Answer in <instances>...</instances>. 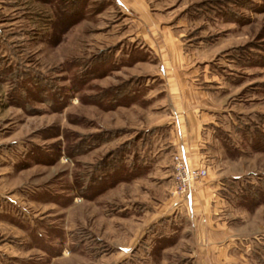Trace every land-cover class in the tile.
I'll return each instance as SVG.
<instances>
[{
    "label": "rangeland",
    "instance_id": "374dc122",
    "mask_svg": "<svg viewBox=\"0 0 264 264\" xmlns=\"http://www.w3.org/2000/svg\"><path fill=\"white\" fill-rule=\"evenodd\" d=\"M117 5L0 0V264H154L136 234L152 209L136 201L160 199L137 189L143 172L128 153L156 128L177 143L167 87L215 89L207 150L243 242L234 264H264V65L232 57L249 43L264 50V0H153L186 55L168 62L174 77L159 34L153 49Z\"/></svg>",
    "mask_w": 264,
    "mask_h": 264
},
{
    "label": "crops",
    "instance_id": "0c3cea01",
    "mask_svg": "<svg viewBox=\"0 0 264 264\" xmlns=\"http://www.w3.org/2000/svg\"><path fill=\"white\" fill-rule=\"evenodd\" d=\"M116 2L118 8L125 14L130 11L134 13L127 17L135 22L137 27L146 29V32L138 30V35L144 36V40L153 49L158 47L155 37L159 34L163 41L158 48L161 50V59L165 62V72L167 74L170 72L174 77L176 73L169 69V61L179 60L186 55L184 51L178 49L180 41L176 33L155 15L153 0ZM207 69L205 66L202 70ZM193 72H197L195 78L198 79L200 72L198 68ZM214 91L215 89L210 90L209 87H167L166 92L168 96L171 95L172 105L176 108L172 112L173 121H169L175 126L172 137L178 140L176 146L173 142L170 143L166 134L162 131L159 133L160 130L156 128L149 140L143 134L140 138L142 141H137L135 146L132 144L128 153V156L134 153L138 157L135 171L148 173V179L145 177L146 174L141 173L143 176L137 182V189H141L142 186L150 189L154 197L158 196L160 199L159 202L153 200L150 207L145 206L147 203L144 201V195L138 196L140 200L136 201L142 202V206L147 207L149 211L152 209L148 219H143L142 225H138L136 234L137 237H147L141 244L142 250L158 253L159 259L152 261L154 264H200L201 261L205 264H234L238 261L233 249L238 247L239 252L243 242L228 223L229 215L226 210L229 208L230 197L226 192L229 184L210 162L207 150L210 147L208 144L210 137L213 135L212 127L218 123L216 116L220 110L219 101L214 99L217 98ZM126 96L133 97V95L122 97ZM152 96L151 94L149 97ZM159 118L161 117L152 122L160 124L162 119ZM177 149L183 152L191 164L207 166L209 171L206 177L196 180L194 189L185 195L173 193V154ZM191 233L193 240L186 241V237ZM240 242L241 245H238ZM124 249H128V246L126 245ZM174 252L185 254L175 259L172 255H167Z\"/></svg>",
    "mask_w": 264,
    "mask_h": 264
},
{
    "label": "built area",
    "instance_id": "2783aa9c",
    "mask_svg": "<svg viewBox=\"0 0 264 264\" xmlns=\"http://www.w3.org/2000/svg\"><path fill=\"white\" fill-rule=\"evenodd\" d=\"M209 171L206 166H196L188 162L182 151L175 155L174 193L185 195L194 189V182L200 177H206Z\"/></svg>",
    "mask_w": 264,
    "mask_h": 264
},
{
    "label": "trees",
    "instance_id": "16d2710c",
    "mask_svg": "<svg viewBox=\"0 0 264 264\" xmlns=\"http://www.w3.org/2000/svg\"><path fill=\"white\" fill-rule=\"evenodd\" d=\"M221 10L228 19L235 20L240 17L239 11L234 6H228L226 10ZM235 51H237V55L234 53L232 57L239 64L264 65V50H258L257 45L253 43L244 47L239 46ZM260 136L264 138V132H261Z\"/></svg>",
    "mask_w": 264,
    "mask_h": 264
},
{
    "label": "bare ground",
    "instance_id": "6f19581e",
    "mask_svg": "<svg viewBox=\"0 0 264 264\" xmlns=\"http://www.w3.org/2000/svg\"><path fill=\"white\" fill-rule=\"evenodd\" d=\"M188 160V159H187ZM189 162V161H188ZM190 163V162H189Z\"/></svg>",
    "mask_w": 264,
    "mask_h": 264
}]
</instances>
